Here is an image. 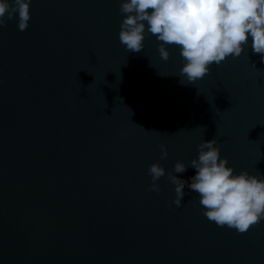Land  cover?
Instances as JSON below:
<instances>
[{
	"label": "water",
	"instance_id": "1",
	"mask_svg": "<svg viewBox=\"0 0 264 264\" xmlns=\"http://www.w3.org/2000/svg\"><path fill=\"white\" fill-rule=\"evenodd\" d=\"M122 0H31L0 28V264H264V220L245 233L185 186L216 138L238 174L264 176V62L249 43L194 85L179 46L120 43ZM199 92V95L197 94ZM160 144L168 156L160 158ZM165 176L150 190L148 168Z\"/></svg>",
	"mask_w": 264,
	"mask_h": 264
},
{
	"label": "clouds",
	"instance_id": "2",
	"mask_svg": "<svg viewBox=\"0 0 264 264\" xmlns=\"http://www.w3.org/2000/svg\"><path fill=\"white\" fill-rule=\"evenodd\" d=\"M30 5L31 0H0V28L18 17V29L26 30ZM120 11L124 18L119 40L130 53L142 52L147 33L162 42L158 52L165 61L170 56L167 45L179 46L184 59L179 75L187 81L180 80L182 85H194L211 72L213 63L219 66L229 56H241L249 37L253 53L264 62V0H122ZM160 149V158L166 159V145ZM197 150L198 158L190 165H174L175 173L195 169L190 183L168 174L175 186L173 203L182 205L187 186L199 194L203 214L217 226L245 233L264 220V176L246 170L237 174L227 158H221L216 138L203 140ZM165 174L158 162L149 166L151 191H160L157 181Z\"/></svg>",
	"mask_w": 264,
	"mask_h": 264
}]
</instances>
